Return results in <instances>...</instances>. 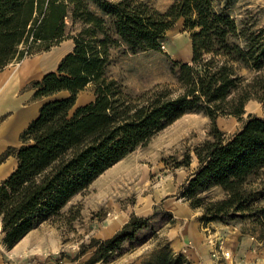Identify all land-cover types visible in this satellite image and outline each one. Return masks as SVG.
Segmentation results:
<instances>
[{
    "label": "trees",
    "instance_id": "trees-1",
    "mask_svg": "<svg viewBox=\"0 0 264 264\" xmlns=\"http://www.w3.org/2000/svg\"><path fill=\"white\" fill-rule=\"evenodd\" d=\"M235 1L173 0L159 10L146 0H0V71L64 38L74 42L55 70L32 82L34 97L47 100L20 134L22 144L0 156L17 160L0 181L5 247L59 215L106 169L186 113H201L211 123L192 149L197 166L177 198L200 209L203 225L239 221L243 232L264 239V24L235 19L229 12ZM178 19L190 31L191 58L172 62L175 87L156 84L132 93L108 74L114 51L125 56L158 50ZM88 84L94 99L75 106ZM251 99L261 103V115L248 114L230 135L218 128L217 117L241 119ZM191 161L185 151L172 167ZM158 213L173 221L171 212L155 207L149 216L132 213L107 239L90 238L79 251L91 249L85 264L109 262L125 243L140 244L143 231L155 233ZM188 263L168 244L141 262Z\"/></svg>",
    "mask_w": 264,
    "mask_h": 264
},
{
    "label": "rangeland",
    "instance_id": "rangeland-1",
    "mask_svg": "<svg viewBox=\"0 0 264 264\" xmlns=\"http://www.w3.org/2000/svg\"><path fill=\"white\" fill-rule=\"evenodd\" d=\"M146 1L155 8L163 10L173 0ZM229 12L237 20L247 17L249 20H256L259 25L264 24V0H236ZM189 36L190 31L185 29L183 20L178 19L166 32V39L158 50L125 56L116 55L114 51L112 63L107 69L108 74L120 80L132 93H138L156 84H168L175 87L171 65L175 60L184 62L190 60ZM62 50L63 46L57 48L52 60ZM19 62H12L5 68H14ZM19 78L18 73L8 77L0 73V126L7 121L9 112L18 108V102L25 95L23 91L18 93L19 98L12 94L13 82L16 79L18 83ZM91 88H93L92 84L87 86L85 91L88 92ZM82 103L83 100L79 97L77 104ZM244 109L245 113L241 119L233 116H219L215 120L216 125L226 135H230L240 127L248 114L261 115L262 113L261 103L254 99L249 100ZM210 123V118L201 113L182 115L154 134L145 145L139 146L106 169L84 191L74 195L59 215L42 222V225L37 226L38 229L42 231L41 233L57 232L59 243L55 247H75L73 251L70 250L71 252L67 250L59 252L62 258L75 262L73 264H85L91 255V249L82 254L79 251L81 246L93 237L89 234L94 229L93 225L98 227L103 218H108L113 214H124L133 207L139 196H152L158 199L167 190L168 181L177 185L175 192L168 196L177 198L179 187L197 166L192 149L207 137ZM185 151H189L192 155L190 165L186 168L172 167L173 159L180 160ZM176 169L178 171L182 169V172L178 175L175 172ZM155 203L153 210L155 207L158 212L164 209L161 201ZM152 223L156 230L155 233L151 230L143 231L139 236L142 239L140 244L128 247V243H125V250L113 260L137 253L142 257V262L157 247L164 244L169 245L168 239L161 232L166 228V224L172 222H169L163 214L158 213ZM255 239L264 241V239L258 240L256 236Z\"/></svg>",
    "mask_w": 264,
    "mask_h": 264
},
{
    "label": "crops",
    "instance_id": "crops-1",
    "mask_svg": "<svg viewBox=\"0 0 264 264\" xmlns=\"http://www.w3.org/2000/svg\"><path fill=\"white\" fill-rule=\"evenodd\" d=\"M66 23L69 24V21L66 20ZM60 46H63L62 52L52 60L53 54ZM73 47V39L64 38L48 51L35 54L29 59L27 57L14 68H4L0 71L7 77L18 73L20 78L18 83L16 79L13 82L12 94L17 98H19V92L23 91L25 94L23 99L18 102V108L10 111L7 121H4L0 126V156L7 148H18L22 144L20 134L37 116L40 106L47 100L45 97H34L35 88L31 85L32 82L40 80L46 72L55 70L60 59L72 51ZM89 85L91 84L87 86ZM61 94L64 95L65 93ZM79 97L83 100L82 104H77ZM93 99V88L88 92L83 89L77 94L75 106L86 104ZM16 164L17 160L14 154H8L0 160V181L9 175ZM181 170L176 169L175 172L179 175ZM168 182L167 190L158 199L152 198V196H139L131 209L124 214L116 213L108 218H103L98 227L93 225L94 229L89 234L98 239H107L127 222L132 213L138 216H149L153 212L155 202L161 201L164 209L173 215L172 223L166 224V228L161 234L168 239L173 252L182 253L187 258L188 264H264V260H262L264 241H257L254 235L243 232L242 227L244 225L242 222L236 221L229 224L209 222L203 225L198 220L201 213L200 209H192L181 198L168 196L175 192L177 186L171 181ZM38 228L31 229L15 245L7 248L3 244L0 221V264H58L59 252L65 250L71 252L70 250L75 249V247H55L59 243L58 233L55 231L41 233L42 231ZM213 241H221L224 250L229 252V256H213L212 252L215 247ZM141 260V256L133 253L110 262L99 261L93 264H140ZM73 263L75 262L66 258L61 260V264Z\"/></svg>",
    "mask_w": 264,
    "mask_h": 264
},
{
    "label": "built area",
    "instance_id": "built-area-1",
    "mask_svg": "<svg viewBox=\"0 0 264 264\" xmlns=\"http://www.w3.org/2000/svg\"><path fill=\"white\" fill-rule=\"evenodd\" d=\"M212 243L215 246L214 250L212 252L213 256H217V255H222L224 257H228L229 256V252L224 250L221 241H219V242H214L213 241Z\"/></svg>",
    "mask_w": 264,
    "mask_h": 264
}]
</instances>
